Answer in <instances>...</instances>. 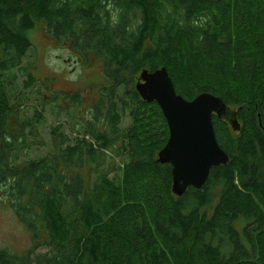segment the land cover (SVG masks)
Masks as SVG:
<instances>
[{
	"label": "trees",
	"instance_id": "16d2710c",
	"mask_svg": "<svg viewBox=\"0 0 264 264\" xmlns=\"http://www.w3.org/2000/svg\"><path fill=\"white\" fill-rule=\"evenodd\" d=\"M263 2L0 0V204L33 241L26 257L0 251V264H264ZM40 26L82 66L101 61L103 82L97 103L78 114L81 129L69 138L56 126L53 151L32 158L28 137L43 117L36 109L22 118L10 89L15 70L25 90L51 84L35 79L36 63L22 66ZM160 68L185 100L210 93L228 110L240 106L243 123L235 142L212 116L229 160L181 197L171 191V166L157 162L166 120L134 87L141 71ZM74 93H61L69 106L55 119L75 120L70 108H82L83 97ZM125 112L130 125L121 129ZM4 151L24 159L4 161Z\"/></svg>",
	"mask_w": 264,
	"mask_h": 264
},
{
	"label": "rangeland",
	"instance_id": "374dc122",
	"mask_svg": "<svg viewBox=\"0 0 264 264\" xmlns=\"http://www.w3.org/2000/svg\"><path fill=\"white\" fill-rule=\"evenodd\" d=\"M30 37L33 47L28 50L22 66L25 68L27 65L36 63L37 70L33 73L35 79L38 81L50 80L51 84L47 90L40 82L25 90L23 89L25 75L15 70L17 80L12 84L10 93L17 99L15 103L21 106L22 118L33 117L36 109L43 117L41 124L36 128L37 135L28 137L30 143L28 154L31 153L32 158H39L53 151L51 136L53 128L59 126V130L69 138H72L73 130L81 129L82 123L77 120L78 114H86V110L97 103L99 99L97 84L101 85L99 87L101 89L103 76L101 61L94 62L91 60L82 66L78 61V56L69 48L47 40L41 26L34 29ZM135 85L136 83L134 87ZM51 90H55L57 94L59 93L56 101L51 95ZM60 92L68 95L78 92L82 95L83 105L82 108L80 107L81 111L80 108L76 107L70 108L73 110L69 111V113H74L75 120L66 113H62L58 119H55V114H60L57 112L61 106L65 108L69 106V101L64 100V102L63 95ZM82 118H84V115ZM73 123L77 125L76 128ZM129 125L130 118L128 112H125L120 121V128L126 129ZM13 154L19 155V162L24 159V154L22 159L20 151L15 153L4 151L2 152L4 161H7V158ZM32 250L33 241L30 233L16 217L13 209L0 204V251L26 257L28 252ZM45 251L44 246H41L34 249L33 256L43 254Z\"/></svg>",
	"mask_w": 264,
	"mask_h": 264
},
{
	"label": "water",
	"instance_id": "95a60500",
	"mask_svg": "<svg viewBox=\"0 0 264 264\" xmlns=\"http://www.w3.org/2000/svg\"><path fill=\"white\" fill-rule=\"evenodd\" d=\"M135 90L143 101L155 102L166 120L169 137L157 154V162L171 166L172 193L181 197L189 187L201 189L210 170L229 160L217 143L212 116L220 118L230 111L210 93L190 101L176 94L166 68L141 71Z\"/></svg>",
	"mask_w": 264,
	"mask_h": 264
},
{
	"label": "flooded vegetation",
	"instance_id": "af4514ba",
	"mask_svg": "<svg viewBox=\"0 0 264 264\" xmlns=\"http://www.w3.org/2000/svg\"><path fill=\"white\" fill-rule=\"evenodd\" d=\"M229 114L228 115H223L219 119L227 125L229 128L231 135H232V141L235 140V142L238 140L240 137V132L243 127L242 121L239 119V112H240V106H236L234 108L229 109ZM224 116L227 117V119L224 118ZM230 122H236L234 126L230 125ZM260 125V124H259Z\"/></svg>",
	"mask_w": 264,
	"mask_h": 264
},
{
	"label": "bare ground",
	"instance_id": "6f19581e",
	"mask_svg": "<svg viewBox=\"0 0 264 264\" xmlns=\"http://www.w3.org/2000/svg\"><path fill=\"white\" fill-rule=\"evenodd\" d=\"M259 7V6H258ZM263 18V17H262ZM224 102V101H223ZM213 118V117H212ZM218 118V117H217ZM218 130H220V129H218ZM227 131V130H226ZM227 137V136H226ZM223 141V140H222ZM235 141V140H234ZM221 143V142H220ZM261 160V159H260ZM257 162H259V161H257ZM55 166V165H54Z\"/></svg>",
	"mask_w": 264,
	"mask_h": 264
}]
</instances>
